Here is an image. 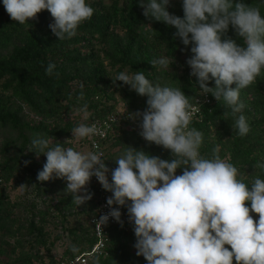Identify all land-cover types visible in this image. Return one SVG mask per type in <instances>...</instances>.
Here are the masks:
<instances>
[{"label": "trees", "instance_id": "trees-1", "mask_svg": "<svg viewBox=\"0 0 264 264\" xmlns=\"http://www.w3.org/2000/svg\"><path fill=\"white\" fill-rule=\"evenodd\" d=\"M245 2L258 7L264 16V0ZM89 3L94 9L92 17L78 26L74 36L61 40L49 28L54 22L49 10L20 24L10 18L0 0V264H60L96 240L88 222L98 208V186L89 181L84 187L92 198L77 206L64 191L66 180L39 181L38 171L46 156L30 150L34 135L48 138L50 146L59 143L79 151L82 145L88 147V139H75L72 129L117 114L113 129L101 140L109 169L117 166L115 157L127 146L171 160L169 149L139 134L135 124L139 119L126 117L143 111L147 97L122 81L113 84L112 78L121 71L143 72L153 84L181 88L190 103L201 95L186 63L192 55L191 45L174 38V26L148 20L139 0ZM168 10L183 16L181 0H171ZM227 35L244 43L231 26ZM161 56L173 60L167 69L151 64ZM49 62L56 65L51 75L45 71ZM208 83L215 86L214 80ZM208 95L210 102L201 105L190 123V128L203 134L201 155L211 158L213 149L219 147L220 157L238 168V178L246 184L264 179V168L258 166L264 164V68L252 84L240 90L244 107L238 113L222 98L217 101ZM119 101L123 114L116 109ZM85 103L90 113L87 120L76 112ZM241 114L250 128L245 136L238 135L234 127ZM182 171L178 168L177 175ZM18 188L19 194L12 197L10 190ZM245 204L250 207V201ZM250 214L254 220L258 217ZM135 239L132 226H110L104 252L87 264H147L142 255H136ZM57 246H63L58 256L54 253Z\"/></svg>", "mask_w": 264, "mask_h": 264}, {"label": "clouds", "instance_id": "clouds-1", "mask_svg": "<svg viewBox=\"0 0 264 264\" xmlns=\"http://www.w3.org/2000/svg\"><path fill=\"white\" fill-rule=\"evenodd\" d=\"M139 4L148 20L174 26V38L191 45L186 63L201 95L211 93L217 101L222 98L233 113L240 112L244 107L240 90L252 84L264 68L260 9L245 0H181L183 16H179L168 10L171 0H139ZM3 5L20 24L49 10L54 18L49 28L61 40L74 36L94 13L89 0H3ZM230 26L243 44L227 35ZM172 63L167 56L151 61L164 69ZM55 68L49 62L45 71L51 75ZM112 80L147 97L143 111L128 115L139 119V134L145 140L169 149L174 158L163 159L127 146L115 157L117 166L109 169L103 152H81L59 143L50 146L48 138L36 134L30 150L46 156L37 179L66 180L65 193L80 206L92 198L84 186L95 176L112 193L106 201L110 210L95 220L97 230L110 218L122 223L120 207L112 206H126L136 255H142L147 264H233V259L237 264H264V179L246 184L238 178V168L220 157L219 147L213 149L211 158L201 155L203 134L189 127L199 109L192 107L181 88L153 84L143 72L121 71ZM210 80L214 87L209 86ZM83 97L81 92L79 98ZM76 112L84 120L90 115L87 103ZM234 127L240 136L250 130L243 114ZM71 131L78 139L105 135L96 123H80ZM258 166L264 168V164ZM178 168L182 174L177 175ZM250 212L258 217L254 220ZM71 249L77 251L74 245Z\"/></svg>", "mask_w": 264, "mask_h": 264}, {"label": "built area", "instance_id": "built-area-1", "mask_svg": "<svg viewBox=\"0 0 264 264\" xmlns=\"http://www.w3.org/2000/svg\"><path fill=\"white\" fill-rule=\"evenodd\" d=\"M189 73H191V69H189ZM208 102H210V98L208 94L200 95L195 98V100L191 103V105L192 107L198 108L199 110L196 113H194L192 119L195 116H197V114L200 113L201 105L203 103H208ZM128 114H126L127 118L130 117ZM118 118H119V115L111 114L110 116H108L107 118L103 120H98V121L93 122V123L98 124V126H100L104 130L105 135L103 137L95 136V137L87 138L88 139V150L86 152L97 151V152H103L104 154V148L101 145V140L105 138L108 135V133L113 129V125L117 122ZM139 123L140 122H136L135 124L137 126V129L140 131ZM90 181L95 183L99 188L98 196H97L98 208L96 209L94 216H92L88 222V224L93 229V234L96 240L91 245V247L88 248L86 251H84L83 253L79 255H75L73 258L65 262H61L60 264H87L91 258H94L95 256L102 254L104 252V248H105L106 241H107V229L112 225L121 223V222L115 221L113 218H110L109 222L106 225L101 226V230H97L95 220L98 219L100 215L107 213L110 210L106 201H107V198L112 195V193L104 191L102 189L100 182L97 180L95 176L91 177ZM112 207H120L121 221H122L121 224L132 226V224L129 222V219H128V213H127L126 206L113 205ZM233 264H237V262L233 261Z\"/></svg>", "mask_w": 264, "mask_h": 264}, {"label": "rangeland", "instance_id": "rangeland-1", "mask_svg": "<svg viewBox=\"0 0 264 264\" xmlns=\"http://www.w3.org/2000/svg\"><path fill=\"white\" fill-rule=\"evenodd\" d=\"M116 109H117V112L118 113H120V114L123 113V104H122V102L119 101L117 103ZM75 139H78V138H75ZM87 150H88V147H85L83 145L80 146V148H79V151H81V152H86ZM19 192H20V189L19 188L18 189H11L10 190V194H11L12 197L15 196V195H17V194H19ZM71 224H73V222H71L70 225ZM63 246H65V244ZM63 246H57V248H55V251H54L55 255L58 256V254H56V252L62 251V247Z\"/></svg>", "mask_w": 264, "mask_h": 264}]
</instances>
